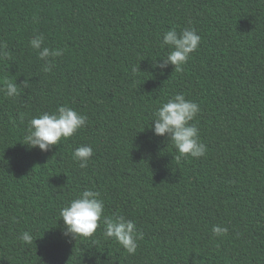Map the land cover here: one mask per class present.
<instances>
[{"label": "trees", "instance_id": "trees-1", "mask_svg": "<svg viewBox=\"0 0 264 264\" xmlns=\"http://www.w3.org/2000/svg\"><path fill=\"white\" fill-rule=\"evenodd\" d=\"M185 27L201 41L182 71L154 67L164 32ZM41 34L63 55L41 60ZM5 80L19 95L0 91V264H264V0H0ZM176 94L200 105L199 159L176 160L149 128ZM60 106L86 126L48 152L22 144L29 121ZM81 145L93 148L84 169ZM86 189L134 221V255L100 229L62 234L59 210Z\"/></svg>", "mask_w": 264, "mask_h": 264}, {"label": "clouds", "instance_id": "clouds-1", "mask_svg": "<svg viewBox=\"0 0 264 264\" xmlns=\"http://www.w3.org/2000/svg\"><path fill=\"white\" fill-rule=\"evenodd\" d=\"M43 34L30 40L32 48L39 53L41 60L48 57L63 55V49L43 47ZM201 41L195 28L185 27L180 32L175 28L166 30L163 34L161 47H168L167 54L158 60L154 67L161 70L173 65L175 71H182L183 66L196 51ZM53 64L48 61L43 66L44 72H51ZM27 86V81H24ZM6 97H16L19 89L16 83L9 80L3 82L0 88ZM200 105L191 99H186L184 94H176L166 103H162L154 112V119L149 127L155 135L167 137L178 155L176 160L192 157L201 158L207 154V145L199 135V128L192 123L200 112ZM87 116L68 106H60L52 113H42L29 121L28 130L23 138V143L29 149L39 148L42 152H48L52 146L59 145L61 140H67L74 136L80 129L86 126ZM93 156V148L90 145H81L74 149L72 158L79 163V167L87 168ZM105 204L98 191L86 189L76 198L69 201L59 210L60 221H63L62 234L71 239L88 238L96 236L100 229V235L104 240H111L122 247L129 255H134L138 248V240L143 234L138 232L134 221L126 219L122 215H105ZM213 237L227 235L228 229L220 225L211 228ZM34 236L29 231L20 234L22 244L30 245ZM97 239H93L96 244ZM99 264V262H98Z\"/></svg>", "mask_w": 264, "mask_h": 264}]
</instances>
